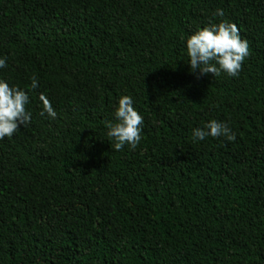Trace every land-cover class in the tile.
<instances>
[{
    "label": "trees",
    "instance_id": "16d2710c",
    "mask_svg": "<svg viewBox=\"0 0 264 264\" xmlns=\"http://www.w3.org/2000/svg\"><path fill=\"white\" fill-rule=\"evenodd\" d=\"M222 20L250 54L197 78L186 40ZM3 57L32 119L0 139V264H264V0H0ZM212 119L236 140H194Z\"/></svg>",
    "mask_w": 264,
    "mask_h": 264
},
{
    "label": "clouds",
    "instance_id": "9594fccd",
    "mask_svg": "<svg viewBox=\"0 0 264 264\" xmlns=\"http://www.w3.org/2000/svg\"><path fill=\"white\" fill-rule=\"evenodd\" d=\"M215 15L224 16L223 9H217ZM187 55L190 70L197 74V78L209 73L219 76L221 72L229 76L238 77L244 60L249 56V44L241 39L239 28L235 23L222 20L197 29L186 40ZM7 57L0 58V68L6 67ZM39 87L37 78H31L30 89ZM39 100L43 110L52 118H57L50 100L44 93H40ZM29 103L28 92L18 86H10L0 79V139L11 138L19 130L20 125L31 122L32 113L26 110ZM115 121H105L108 129L107 136L114 140V149L122 151L125 145L135 149L140 143L143 117L133 106V99L129 95H122L115 110ZM218 138L223 136L228 141H235L236 134L227 123L215 119L207 122L203 127L193 129L194 140H204L206 137Z\"/></svg>",
    "mask_w": 264,
    "mask_h": 264
}]
</instances>
